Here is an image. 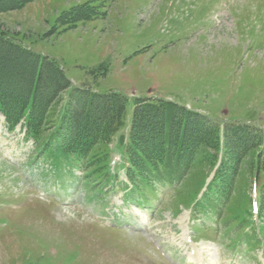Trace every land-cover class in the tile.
<instances>
[{
    "label": "rangeland",
    "instance_id": "1",
    "mask_svg": "<svg viewBox=\"0 0 264 264\" xmlns=\"http://www.w3.org/2000/svg\"><path fill=\"white\" fill-rule=\"evenodd\" d=\"M3 3L0 32L71 81L49 109L50 127L76 88L119 94L124 112L87 157L59 151L55 129L36 138L0 113V264H264L257 149L224 200L203 197L218 172L208 150L186 171L142 178L128 157L133 112L148 99L217 125L221 144L230 126L264 134V0ZM85 4L92 18L73 21ZM20 68L5 64L0 78Z\"/></svg>",
    "mask_w": 264,
    "mask_h": 264
},
{
    "label": "trees",
    "instance_id": "2",
    "mask_svg": "<svg viewBox=\"0 0 264 264\" xmlns=\"http://www.w3.org/2000/svg\"><path fill=\"white\" fill-rule=\"evenodd\" d=\"M3 1V9H17L32 0ZM83 8L74 14L73 21L92 18L93 7L85 4ZM14 62L22 66L19 72L8 76V81L0 78V113L10 128L24 120L27 135L36 138L55 129L50 138L57 143L59 151L83 157L99 141L108 140L116 133L124 112V100L119 94L90 95L87 90L76 88L68 95V105L61 110L57 122L50 127L49 109L60 93L71 88L70 79L56 62L49 59L40 62L33 53L0 32V67ZM177 106L162 99L138 103L129 133L131 172L142 178L173 165L186 171L201 150H208L209 161L218 165V172L203 197L224 200L231 196L245 157L257 149L255 163L259 178V172L264 171L263 131L250 126H230L225 128L221 144L217 125ZM131 183L134 189L139 188L136 179L132 178ZM258 193V216L264 220V182Z\"/></svg>",
    "mask_w": 264,
    "mask_h": 264
},
{
    "label": "bare ground",
    "instance_id": "3",
    "mask_svg": "<svg viewBox=\"0 0 264 264\" xmlns=\"http://www.w3.org/2000/svg\"><path fill=\"white\" fill-rule=\"evenodd\" d=\"M183 217H184V215H182L181 217H179L180 221L183 219ZM138 230H139V229H138ZM186 234H187V233H186ZM186 234H185V232L182 233V234H181V235H182V238H181V239L184 240V239L186 238V236H185ZM195 252H201V251L197 249Z\"/></svg>",
    "mask_w": 264,
    "mask_h": 264
}]
</instances>
